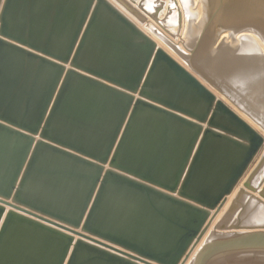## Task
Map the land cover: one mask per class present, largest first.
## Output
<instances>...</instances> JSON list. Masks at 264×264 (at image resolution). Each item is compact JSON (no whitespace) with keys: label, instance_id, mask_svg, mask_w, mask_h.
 <instances>
[{"label":"water","instance_id":"water-1","mask_svg":"<svg viewBox=\"0 0 264 264\" xmlns=\"http://www.w3.org/2000/svg\"><path fill=\"white\" fill-rule=\"evenodd\" d=\"M180 1L192 54L145 26L264 127V0ZM115 3L0 0V264H183L257 191L264 135ZM231 228L189 264H264Z\"/></svg>","mask_w":264,"mask_h":264},{"label":"rangeland","instance_id":"rangeland-1","mask_svg":"<svg viewBox=\"0 0 264 264\" xmlns=\"http://www.w3.org/2000/svg\"><path fill=\"white\" fill-rule=\"evenodd\" d=\"M126 1L129 4H131V6L138 12L139 16H135L131 14L125 8L120 6V8L123 9V12H125L135 23H137V25L141 29H144V31L147 34L155 38V40H157L160 43V45L163 48H165L171 55H173L178 61H180L183 65H185L189 69L195 71L184 59H182L178 54H176L170 47H168L162 40H160L152 31H150L145 26L149 21L150 22L155 21L154 23L156 24V20H157V22L159 23L156 24V27L164 35H166L175 44L180 45L183 49L185 48L184 50L186 52L192 54V51L189 50L182 43L181 37L184 30H182L181 27V22H182L181 18L182 15L184 16V9L181 1L180 0H135L137 2H132L131 0H126ZM196 74L201 79H203L210 88H212L215 92L219 93L229 105H231L243 117L249 120V122H251V124H253L264 135L263 125H261L251 115H249L246 111H244L241 107H239L224 92H222L220 89H218L210 82L205 80L197 72ZM253 172L255 175L256 174L257 175L254 176L255 178L251 181L252 186L258 188L259 191L263 189V193H264V147L245 178H247ZM226 203L219 212L215 213V217L210 222L207 231L210 229L223 231V232L243 231L241 229L231 228L234 227L235 225L242 226L245 229L252 227L264 228V214L263 213L259 214L260 210H264V197L260 193H258V191H253L245 187L241 183L237 188V192L233 201H231L227 206ZM257 215H261L257 217L260 220L258 222L254 220L255 219L254 217ZM207 231L201 239L202 243L207 237L206 236Z\"/></svg>","mask_w":264,"mask_h":264},{"label":"bare ground","instance_id":"bare-ground-1","mask_svg":"<svg viewBox=\"0 0 264 264\" xmlns=\"http://www.w3.org/2000/svg\"><path fill=\"white\" fill-rule=\"evenodd\" d=\"M113 1V0H112ZM135 2H137V1H135ZM180 2V1H179ZM198 4V0H195V4L194 5H197ZM116 5H118L117 3H116ZM118 7H120V6H118ZM121 10H123L122 8H120ZM182 20V22H181V27H182V30H184V25H185V14H184V16L182 15V18H181ZM155 22V21H154ZM154 22H151L152 24L154 23ZM159 22H157V20H156V24H158ZM156 24L154 23L153 25H155L156 26ZM158 26H160V25H158ZM164 28V27H163ZM144 30V29H143ZM251 33H253L254 35H255V37L259 40V42H260V44L262 45V47H263V50H264V36H261V34L260 33H258V32H255L254 30L253 31H251ZM242 35L243 34H239V33H237L236 34V39H241L242 38ZM153 38V37H152ZM155 39V38H154ZM157 41V40H156ZM157 43H158V45L159 46H161L160 45V43L157 41ZM183 43V42H182ZM185 46V45H184ZM162 47V46H161ZM185 49V48H184ZM166 50V49H165ZM173 56V55H172ZM188 68V67H187ZM203 80V79H202ZM204 81V80H203ZM205 82V81H204ZM212 89V88H211ZM213 90V89H212ZM214 91V90H213ZM217 93V92H216ZM220 97H222L219 93H217ZM223 98V97H222ZM245 118V117H244ZM249 121V120H248ZM251 123V122H250ZM254 126V125H253ZM261 162H262V160H261ZM262 164V163H261ZM257 175V174H256ZM256 175H254V176H256ZM255 177H253V179H254ZM252 179V180H253ZM255 188V187H254ZM257 189V191H258V193L259 192H263V189L261 190V191H259V189L258 188H256ZM236 192H237V189L234 191V193L230 196V197H228V200H227V203H226V206L231 202V201H233V199H234V197H235V195H236ZM231 200V201H230ZM225 206V207H226ZM224 207V208H225ZM223 213V212H222ZM264 214V210H260V212H259V214ZM220 215H222V214H220ZM258 216H261V215H257V216H255L254 218V220L256 221V222H258V221H260L257 217ZM220 218V217H219ZM215 229V228H214ZM211 230V229H210ZM210 230H208L207 231V234H206V236L209 234V232H210ZM205 236V237H206ZM201 244H202V240H201V242H199V244L198 245H196L193 249H191V251H190V253H189V255H188V257H187V259H185V261L183 262V264H189V262L191 261V259H192V257L194 256V254L196 253V251L198 250V248L201 246Z\"/></svg>","mask_w":264,"mask_h":264},{"label":"crops","instance_id":"crops-1","mask_svg":"<svg viewBox=\"0 0 264 264\" xmlns=\"http://www.w3.org/2000/svg\"><path fill=\"white\" fill-rule=\"evenodd\" d=\"M116 4V3H115ZM118 6V5H117ZM120 8V7H119Z\"/></svg>","mask_w":264,"mask_h":264}]
</instances>
